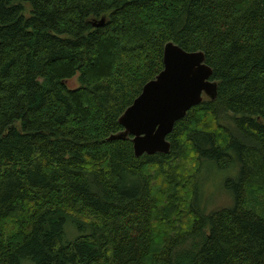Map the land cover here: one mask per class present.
Returning a JSON list of instances; mask_svg holds the SVG:
<instances>
[{
    "label": "trees",
    "instance_id": "1",
    "mask_svg": "<svg viewBox=\"0 0 264 264\" xmlns=\"http://www.w3.org/2000/svg\"><path fill=\"white\" fill-rule=\"evenodd\" d=\"M170 42L218 97L136 157L110 138ZM204 162L233 207L198 209ZM0 264H264V0H0Z\"/></svg>",
    "mask_w": 264,
    "mask_h": 264
},
{
    "label": "water",
    "instance_id": "2",
    "mask_svg": "<svg viewBox=\"0 0 264 264\" xmlns=\"http://www.w3.org/2000/svg\"><path fill=\"white\" fill-rule=\"evenodd\" d=\"M105 20L94 23L96 28ZM203 52H187L170 42L164 50V69L147 83L119 122L124 131L110 140L132 137L136 157L169 154V135L188 112L207 97L215 101L218 83Z\"/></svg>",
    "mask_w": 264,
    "mask_h": 264
},
{
    "label": "rangeland",
    "instance_id": "3",
    "mask_svg": "<svg viewBox=\"0 0 264 264\" xmlns=\"http://www.w3.org/2000/svg\"><path fill=\"white\" fill-rule=\"evenodd\" d=\"M70 86L78 87L79 84L73 82ZM238 172L237 169L221 170L212 162H204L199 175L198 209L205 214H210L233 207L234 197L226 189V182L228 179H235Z\"/></svg>",
    "mask_w": 264,
    "mask_h": 264
}]
</instances>
